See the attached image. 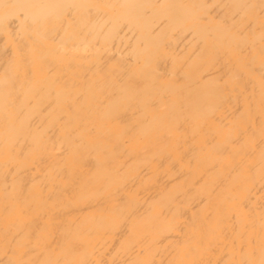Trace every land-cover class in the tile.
I'll use <instances>...</instances> for the list:
<instances>
[{
  "label": "bare ground",
  "instance_id": "obj_1",
  "mask_svg": "<svg viewBox=\"0 0 264 264\" xmlns=\"http://www.w3.org/2000/svg\"><path fill=\"white\" fill-rule=\"evenodd\" d=\"M0 264H264V0H0Z\"/></svg>",
  "mask_w": 264,
  "mask_h": 264
}]
</instances>
